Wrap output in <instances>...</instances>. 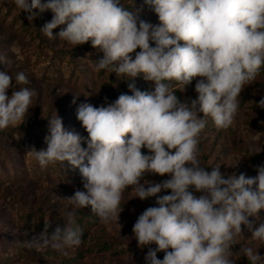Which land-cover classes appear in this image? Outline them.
Returning a JSON list of instances; mask_svg holds the SVG:
<instances>
[{
	"label": "clouds",
	"instance_id": "9594fccd",
	"mask_svg": "<svg viewBox=\"0 0 264 264\" xmlns=\"http://www.w3.org/2000/svg\"><path fill=\"white\" fill-rule=\"evenodd\" d=\"M13 3L28 20L37 15L34 9L50 10L52 20L40 29L49 39L58 37L74 48L91 42L103 54L94 62L96 71L131 81L142 74L155 85L149 93L130 82L132 95L120 94L106 107L80 104L76 118L86 138L66 130L56 111L47 119L46 149L32 146L26 154L42 168L65 161L78 168L83 190L63 199L71 206L67 227L50 234L45 223L38 236L17 243L66 254L83 243V229L72 219L77 211L90 207L100 223H118L129 187L142 201L170 190L133 225L138 247H148L146 264H236L232 257L237 254L249 264H264L252 247L234 251L245 230L264 245V222L255 226L264 211V165L257 166L255 177L225 176L220 166L209 171L201 165L198 147L209 118L217 129L233 125L238 97L264 66V0H145L158 16L157 25L121 0ZM8 62L0 55L5 69L0 71V131L22 125L37 95L17 87L30 83L23 72L13 87ZM194 79L197 97L182 101L173 82L185 90ZM257 107L264 109V97ZM147 174L168 178L153 183L144 179Z\"/></svg>",
	"mask_w": 264,
	"mask_h": 264
},
{
	"label": "rangeland",
	"instance_id": "374dc122",
	"mask_svg": "<svg viewBox=\"0 0 264 264\" xmlns=\"http://www.w3.org/2000/svg\"><path fill=\"white\" fill-rule=\"evenodd\" d=\"M121 3L129 10L138 9L141 19L153 25L160 23L153 8L145 0H121ZM33 11L37 15L33 20H28V13L20 12L13 0H0V55L8 58L6 70L13 78V87H16V75L23 72L30 83L17 87H29L37 93L25 122L0 131V167L4 170L0 171V264H59L56 259L59 256L74 255L99 238L115 241V249L88 254L82 264H146L148 247H138L132 231L133 225L146 208L158 207V197L169 194L170 190L142 201L135 198L136 193L129 187L121 200L120 208L123 210L118 221L120 226L117 222L107 225L100 223L90 230L84 245L68 249L66 254L51 248L27 249L17 243L30 240L42 232L27 225L24 217L26 214L40 217L43 213L47 222L51 219H66L71 206L63 199L72 196L78 188L83 190L81 176H78L79 181L72 178L65 181L55 175L44 180L38 178L39 164L26 151L32 146L37 150L46 149L44 137L49 130L47 119L56 111L66 130L85 137L87 132L76 118L78 106L90 103L95 107H106L118 98L108 97L92 88L94 83L102 82L98 74L107 72L95 70L94 62L97 60L94 57L85 52L84 57L70 55L74 49L80 48L78 50L83 51L86 46L92 47L91 42L74 48L58 37L49 39L40 29L52 20L53 13L50 10L43 13L38 9ZM59 31L60 27L53 29V35ZM102 55L100 53V58ZM3 70L4 66L0 65V71ZM137 77L139 84L154 90L153 82L143 80L142 74ZM195 83L194 79L185 90L180 85L174 86L173 90L179 99L190 102L198 95ZM262 83L264 84V74L257 76L244 90L264 97V87L260 85ZM12 90V87L8 89L9 96ZM209 120L210 118L199 137L201 165L209 168V171L212 167L220 166V171L225 176L235 174L238 177L244 174L246 178L255 177L257 174L246 161L242 150L264 153V109L255 105L238 109L234 123L228 129H217ZM255 124H262V129ZM24 143L28 146L27 150L23 147ZM142 152L147 154V149H142ZM15 169L22 170L23 173L17 174ZM9 171L11 173H7ZM167 178V175L161 177L147 174L144 179L159 183ZM260 215L255 226L264 222V211ZM31 219L35 220L33 217ZM251 235V232L245 230L238 236L234 251L239 253L241 247H252L264 256V245L251 239ZM151 247L155 248L156 245ZM120 250L124 251L118 252ZM163 254L158 252L157 258L163 259ZM232 258L236 260V264H249L247 258L241 255L237 254Z\"/></svg>",
	"mask_w": 264,
	"mask_h": 264
},
{
	"label": "trees",
	"instance_id": "16d2710c",
	"mask_svg": "<svg viewBox=\"0 0 264 264\" xmlns=\"http://www.w3.org/2000/svg\"><path fill=\"white\" fill-rule=\"evenodd\" d=\"M154 46V45H153ZM80 49V48H78ZM78 49H74L71 51L70 55L71 57H84L85 53L88 54V56L94 57L95 60L100 59V53H98L95 49L92 47H85L83 51H80ZM137 52L140 51L138 48L136 50ZM85 52V53H84ZM67 53V52H66ZM133 57L135 56V53L132 54ZM70 57V59H71ZM264 74V66H262L260 73L258 76ZM98 78L102 80V82L94 83L92 88L94 90H98L108 97H118L120 94H128L132 95V92L130 91L128 85L129 83H134L136 88L140 91H145L151 93V91H154L153 88L150 89L147 86H143L142 84H139L137 81L139 80L138 77L133 78L131 81V77L126 76H120L117 77L115 73H111L109 71L107 72H100L98 74ZM143 79V77H142ZM144 80V79H143ZM154 85V82L152 84ZM177 84L173 82V87ZM262 87H264V84H260ZM86 87V86H85ZM116 93V94H115ZM263 96L250 94L248 91L243 90L240 94L239 99V109H244L245 107H250L252 105L257 106L259 103V100ZM211 120V118H210ZM209 122L214 123L212 120ZM255 126L259 129H262V124H255ZM88 136V134L85 135V138ZM83 137V135H82ZM46 144V143H45ZM45 146V145H44ZM86 147V144H84ZM23 147L25 150L28 149V146L24 143ZM242 153H244L246 161L250 163V165L255 170L256 174V168L257 166L264 165V153L259 152H252L249 150H242ZM17 174L23 173L22 170L15 169ZM0 171H3V168L0 167ZM7 173H11L10 171ZM15 173V172H14ZM29 174V172H28ZM38 178L40 180L47 179V177L51 175H55L59 177L61 180H67L68 178H72L75 181H79L78 176H81L78 168H73L68 164V162H63L60 164H53L47 167H40L38 165V172H37ZM1 184V183H0ZM121 205V204H120ZM25 221L28 226L34 227L38 230L43 231L45 228V223H48V232L51 234L57 227H60L61 229H64L67 227L68 218L66 219H51L49 222L45 221L43 217H45V214L42 213L40 217H34L30 215H25ZM34 218L35 220L31 219ZM77 224L81 226L83 229V243L84 245L90 235V230L100 224L98 217H96L93 213H91V209L85 208L82 210L77 211L76 215L72 218ZM91 241V239H90ZM115 241L109 240V239H96L88 244L87 247L77 251L74 255L71 256H59L56 258L58 260L59 264H82L83 260L88 254L92 253H104L115 249ZM147 248V247H145ZM124 250H120L118 252H123ZM52 254H54L52 252ZM164 257V254H163Z\"/></svg>",
	"mask_w": 264,
	"mask_h": 264
}]
</instances>
